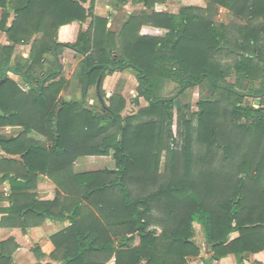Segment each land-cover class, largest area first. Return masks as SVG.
Wrapping results in <instances>:
<instances>
[{"label":"trees","instance_id":"16d2710c","mask_svg":"<svg viewBox=\"0 0 264 264\" xmlns=\"http://www.w3.org/2000/svg\"><path fill=\"white\" fill-rule=\"evenodd\" d=\"M88 1L0 0V30L10 42L0 45V126L23 128L17 137L0 134V151L22 158L0 156V165L22 168L5 172L0 183L15 178L34 187L43 174L57 185L51 199L11 194V206L0 208L6 213L0 227L26 232L47 219L69 220L51 236L49 257L59 264H189L201 252L197 222L214 258L235 254L244 264L247 252L264 250V0H208L205 8L184 2L178 14L154 9L165 0H132L145 9L127 15L118 30L94 14L96 0L86 7ZM220 6L241 23H216ZM67 24L78 30L61 42L58 32ZM143 25L168 31L144 36ZM29 43V57L13 59L16 45ZM66 49L81 56L73 82L62 74ZM128 68L138 79L133 102L143 97L149 105L124 117L126 98L119 92L107 98L103 83ZM160 80L177 83V93L157 96ZM197 86L212 95L188 118V105L176 100ZM69 87L80 95L65 98ZM92 87L99 107L89 105ZM32 130L47 143L30 139ZM110 155L115 169L74 170L79 157ZM234 232L239 236L230 239ZM19 247L13 237L0 239V264H15Z\"/></svg>","mask_w":264,"mask_h":264},{"label":"crops","instance_id":"0c3cea01","mask_svg":"<svg viewBox=\"0 0 264 264\" xmlns=\"http://www.w3.org/2000/svg\"><path fill=\"white\" fill-rule=\"evenodd\" d=\"M180 0H165L160 1L155 4L154 9L158 12L163 13H180L183 4H179ZM90 0L85 3L86 7H89ZM225 8L220 6L218 10ZM145 9L143 3L133 2L132 0H127L126 2H116L114 0H96V5L94 8V14L98 17L108 18V28H113L118 30L121 28L127 15L141 11ZM229 13H231L227 8H225ZM2 8H0V18L2 15ZM233 14V13H232ZM234 15V14H233ZM235 16V15H234ZM237 18V17H236ZM14 19V14L12 13L8 24L10 25ZM238 19V18H237ZM92 17H88L85 22L82 23L83 31H87L92 23ZM225 23V22H221ZM77 26L67 24L62 26L58 32V40L61 42H69L74 39L77 33ZM167 29L154 27L151 25H143L140 29V35L144 36H155L163 37L167 33ZM10 42L8 40L7 33L0 30V45H8ZM32 43L29 44H18L16 45L13 59L17 55H21L24 58H28L30 55ZM70 50V49H66ZM65 50V51H66ZM64 51V62H76V53L73 50L71 53H65ZM116 55V53H114ZM48 59H51V55H47ZM48 64H46L47 66ZM8 76L15 80L19 85V80L22 79L21 76L16 75L12 72L8 73ZM136 76L135 72L128 68L122 71H116L113 74L108 75V78L118 81L119 78H125L127 81L124 87L119 92L124 97L127 94V87L129 83ZM137 77V76H136ZM69 79L68 77H66ZM23 80V79H22ZM138 81V80H137ZM24 82V90L29 89L28 83ZM138 86V84H137ZM137 90V88H136ZM64 93V92H63ZM110 95V90H107ZM63 95V94H62ZM65 98L70 99V96H65ZM127 99V98H126ZM141 99V98H140ZM139 99V102L141 100ZM144 99V98H143ZM23 128L21 126H0V134L8 138L17 137L21 134ZM28 137L34 141L40 143H47L45 136L39 132L32 130ZM0 156H4L11 160H22L20 154L7 153L4 150L0 151ZM94 157V156H93ZM89 157H79L74 163V170L76 172L83 171H95L105 168L115 169L116 163L113 156H95V159L90 162ZM1 171L0 178L4 176L5 172H10L12 175L14 172H20L22 168L17 164H5L0 165ZM57 190V185L46 175L40 174L39 179L36 182V186L27 187L23 181L20 179L11 178L0 183V208H8L11 206L9 196L14 193H36L38 196H45L48 199L53 198ZM6 216V213L0 212V221ZM70 225L69 220H53L47 219L43 224L39 226L29 227L26 232H23L21 227H0V239L6 240L13 237L15 241L20 245V247L15 251L13 258L15 264H59V262L52 260L49 255L55 250V245L51 240V236L55 233L65 229ZM195 237L194 241L201 247V252L198 256L188 257L189 264H238V260L235 254H228L227 256L221 257L220 259L214 258V251L210 249L205 243V232L202 225L194 222ZM239 236L238 232H234L230 235V239H234ZM39 248L42 253L46 255L44 258H38L34 254L33 249ZM109 264H112L111 262ZM244 264H264V250L258 253L247 252L245 254Z\"/></svg>","mask_w":264,"mask_h":264},{"label":"rangeland","instance_id":"374dc122","mask_svg":"<svg viewBox=\"0 0 264 264\" xmlns=\"http://www.w3.org/2000/svg\"><path fill=\"white\" fill-rule=\"evenodd\" d=\"M178 2H179V4H184V2L195 3V4L200 5V6L205 8L207 6L208 0H180ZM213 19L215 20L216 23L225 22L229 25L233 24V23H241L240 19H237L232 13H229L225 8H221L220 10H218L217 13L213 16ZM66 51H67V53L73 54V52L70 50H66ZM66 51H65V53H66ZM62 58H64V52L62 54ZM76 58L77 59H76L75 63L74 62L65 63L64 60L62 59V63H63L62 74L65 77H68L72 82H73L75 68L77 67L78 62L81 59V56L76 54ZM222 59L225 61H232V57L227 58V56H224V55L222 56ZM234 79H235V76H232L229 78V81H234ZM137 80H138L137 77L134 76L133 80L131 81V83H129V85L127 87V94L125 97V98H127L126 99L127 105H126V108L122 112V116H124V117L128 116V115L135 114L139 111L140 108L149 105V102L147 100L143 99V97H141V99H140L141 102H139V105H136L133 102V98H135L138 95V92L136 90L137 84H138ZM115 81L116 80H114V79L108 78V76L104 80L103 88L106 91L107 98L111 97L115 93L113 91H120L124 87V84L126 83L127 80L125 78H119L117 82H115ZM19 83L22 87L25 86L22 79L19 80ZM178 89H179V86L177 85V83H175L173 81L160 80V81H156V83H155V90H156L157 96L171 97L177 93ZM107 90H110V95H109V93H107ZM71 94H72V87H69L63 93V95H65V96H70ZM72 95L73 96H79L80 95L79 90L76 89V91ZM211 95H212V93L209 91V88L207 86H203V87L197 86L195 88H188L183 93L178 95L176 103H178V101H179V103L182 105H188V108L186 109L185 113L187 114L188 118H191L192 113L198 111V109H199L198 108L199 101L202 98H204L206 96H211ZM88 98H89V105L99 107V102L97 99V93H96L95 87H92L89 90ZM247 99L249 101H251L252 103H254V105L256 107L259 106L256 103V101H260L259 98L255 99L252 97H248ZM84 157H86V156H84ZM88 157H89L88 160H90V162H92L95 159V156L94 157L93 156H87V158ZM166 162H167L166 153L163 152L162 159H161V171L162 172L165 169ZM33 251H34V249H33ZM34 254L36 255V257L39 260V257L37 256L35 251H34Z\"/></svg>","mask_w":264,"mask_h":264},{"label":"water","instance_id":"95a60500","mask_svg":"<svg viewBox=\"0 0 264 264\" xmlns=\"http://www.w3.org/2000/svg\"><path fill=\"white\" fill-rule=\"evenodd\" d=\"M256 103H257L258 105H260V101H256Z\"/></svg>","mask_w":264,"mask_h":264}]
</instances>
